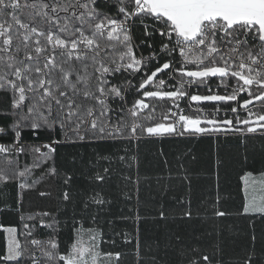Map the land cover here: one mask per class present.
I'll use <instances>...</instances> for the list:
<instances>
[{
  "label": "snow or ice",
  "instance_id": "1",
  "mask_svg": "<svg viewBox=\"0 0 264 264\" xmlns=\"http://www.w3.org/2000/svg\"><path fill=\"white\" fill-rule=\"evenodd\" d=\"M204 102L232 118L206 114ZM229 133L264 137V0H0V212L19 217L0 224V264H264L254 230L228 260L219 230L209 242L142 239L148 177L127 148L106 147ZM85 146L87 159L61 152ZM114 176L135 186L120 191L129 204L135 195L127 214L111 215ZM241 179L237 214L264 219V170ZM24 193L35 194L26 207ZM219 201L212 215H230ZM177 202L192 219L191 200ZM168 218L160 203L153 219ZM116 238L127 251L105 249Z\"/></svg>",
  "mask_w": 264,
  "mask_h": 264
},
{
  "label": "trees",
  "instance_id": "2",
  "mask_svg": "<svg viewBox=\"0 0 264 264\" xmlns=\"http://www.w3.org/2000/svg\"><path fill=\"white\" fill-rule=\"evenodd\" d=\"M201 93L207 94L205 91ZM185 103V102H183ZM208 106L215 102H204ZM225 117H219L223 119ZM227 118H231L227 116ZM242 139L246 140L242 143ZM106 147L127 148L130 155H135L139 160V175L142 179L139 186L141 200V215L147 217L141 225V238L152 239L159 237L164 241L168 237L181 236L185 242H193L199 236L204 242L215 241L216 230L221 232L225 246V260L242 254L246 247L251 245L253 230L257 237V247L264 244V219L259 217H245L238 215L244 203V183L241 179L248 171L259 172L264 170V137L249 136L242 138L234 134H218L206 136H172L164 138H144L137 145L135 142H124L119 145ZM77 151L85 153L87 159L90 147H68L61 149L65 159ZM247 157V159H245ZM222 163L217 168L216 161ZM181 165L183 167H181ZM135 165L131 174L135 176ZM187 175L188 180L183 177ZM163 177L160 180L158 178ZM83 181H78L82 183ZM120 184L118 177L112 181V194L114 204L111 215L117 216L123 211L127 214L128 208L133 203H127L120 195L121 189L135 193V186L129 185L126 189ZM167 187V191H165ZM190 189V191H189ZM217 193L220 196L218 207L220 210L230 213L223 218L212 215V205L216 202ZM35 197L34 193H24V205H28L29 198ZM183 198L191 200L192 219L182 218L183 207L177 202ZM5 201L0 200V207ZM7 203L15 209L17 204V192L11 195ZM163 203L168 219L165 221L154 220L159 204ZM1 220L5 225L17 226L19 217L15 211L1 212ZM131 231V228H129ZM212 233L211 236L208 234ZM117 247L104 245L106 250H125L119 238ZM3 245V233H0V246ZM130 247V246H129ZM125 264H129L128 258Z\"/></svg>",
  "mask_w": 264,
  "mask_h": 264
},
{
  "label": "built area",
  "instance_id": "3",
  "mask_svg": "<svg viewBox=\"0 0 264 264\" xmlns=\"http://www.w3.org/2000/svg\"><path fill=\"white\" fill-rule=\"evenodd\" d=\"M215 85H216V81H213L212 84H211V86H212V88H213L214 91L216 90ZM202 91H205L207 93V90L206 89H203V88L199 89V92H202ZM220 91H221V93L223 92L222 89ZM181 107L185 108L186 114H191V113L188 112V109L186 107V102L185 103L181 102ZM201 107L204 108L206 114L213 113L215 111V109L217 107H219L220 108V111L216 114V118H219L221 116L222 117L229 116V117L232 118V114L230 112H228V113L225 112L226 105H224V104H217L216 103L215 105H212V106H208L206 104H202Z\"/></svg>",
  "mask_w": 264,
  "mask_h": 264
},
{
  "label": "crops",
  "instance_id": "4",
  "mask_svg": "<svg viewBox=\"0 0 264 264\" xmlns=\"http://www.w3.org/2000/svg\"><path fill=\"white\" fill-rule=\"evenodd\" d=\"M8 188H9V190L11 191V195L13 196V195H15V193L17 192V189H16V187H15V185H12V184H10V185H8ZM1 212H0V218H1ZM1 220V219H0ZM0 224H2V225H5L3 222H0ZM11 225V224H10ZM5 226H9V225H5ZM11 226H13V225H11Z\"/></svg>",
  "mask_w": 264,
  "mask_h": 264
}]
</instances>
